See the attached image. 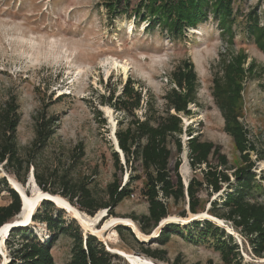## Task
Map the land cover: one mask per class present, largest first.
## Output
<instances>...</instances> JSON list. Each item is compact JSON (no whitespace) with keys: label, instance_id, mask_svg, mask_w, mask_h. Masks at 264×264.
<instances>
[{"label":"rangeland","instance_id":"obj_1","mask_svg":"<svg viewBox=\"0 0 264 264\" xmlns=\"http://www.w3.org/2000/svg\"><path fill=\"white\" fill-rule=\"evenodd\" d=\"M120 1L0 0V109L10 95L19 104V155L31 160L28 150L38 112L53 116L56 123L47 148L28 163L27 174L20 172L24 183L1 171L9 187L12 178L31 195L30 178L35 172L48 177L55 189H62L63 179H71L84 182L100 196L115 178H121L123 185L129 170L123 166L120 173L115 168L112 153L116 146L112 136L119 123L131 119V112L143 119L147 107L154 106L158 114L164 115L171 90L191 97L186 106L189 112L178 113L183 125L179 136L183 144L179 174L184 185L194 175L200 177L199 170L195 173L188 162L186 144L190 137L185 130L212 142L230 163L237 165L239 154L224 131L214 97L217 83L231 79L240 85L237 106L241 121L250 130L249 138L264 153V0H230L232 16L224 26L210 11L202 23L194 28L184 26L181 32L170 31L157 22L149 25L147 18L156 20L161 10L152 14L150 6L146 7L148 0ZM157 6L158 0L152 7ZM253 23L257 30L252 28ZM180 73L183 75L179 76ZM130 89L140 95L139 104L134 107L129 105L135 104L134 98H128ZM171 102L176 103L177 99L172 97ZM118 155L121 161V154ZM249 157L255 161L253 170L264 186V160L257 161L253 152ZM131 187L133 192L118 204L114 215L107 212L104 221L94 228L102 227L111 217L123 219L147 212L143 180L134 181ZM3 189L0 184V206L9 203ZM199 196L206 201L207 209L209 201L220 198V193L208 196L201 191ZM74 206L79 210L76 203ZM169 208V216L174 217L169 221L178 222L184 228V236L173 234L162 248L158 243L151 244L152 248L164 251L163 260L148 258L137 245L122 241L112 230L115 225L104 233L107 244L155 264H228L215 248L213 236L199 242L186 238L187 231H193L190 223L207 216L190 217L187 199L170 203ZM182 211L188 219H182ZM63 216L72 219L68 214ZM17 219L18 216L13 221ZM219 223L239 245L240 259L232 258L229 264H264V256L253 254L245 237L230 223ZM20 225L17 226L31 228L42 240L48 237L49 231L42 222ZM153 232L157 236L159 226ZM154 238L142 241L148 243ZM3 240L0 264L10 259ZM71 242L68 234L58 238L52 249L54 264H67Z\"/></svg>","mask_w":264,"mask_h":264},{"label":"trees","instance_id":"obj_2","mask_svg":"<svg viewBox=\"0 0 264 264\" xmlns=\"http://www.w3.org/2000/svg\"><path fill=\"white\" fill-rule=\"evenodd\" d=\"M155 1L148 0L146 7L150 6L152 14L161 10L156 20H151L150 16L144 19L149 20V25L157 22L174 32H181L184 26L194 28L206 20L207 12L210 11L219 19L221 26L225 21L230 22L232 16L230 0H158L156 9L152 7ZM118 2L120 4L122 1ZM256 26L255 23L252 24L254 30ZM181 75L183 73L179 74ZM176 83L181 86L178 79ZM239 91L240 85L233 79L217 83L214 89V97L224 121V131L232 138L239 154L240 163L237 165L230 163L227 156L212 142L192 135L190 129L185 130L190 137L186 144L188 162L193 171L199 170L200 174V177L194 175L185 187L179 174L180 156L183 152L179 136L183 133V125L178 113L189 112L186 106L191 97L188 98L186 93L171 90L167 94L168 102L164 115L158 114L154 106H148L143 119L131 112V119L125 124L119 123L115 136L124 157V164L121 163L117 152L112 153V158L120 173L123 172V166L129 170L123 185L121 178H115L106 185L103 196H100L98 191H93L84 182L63 179L62 189H55L48 177L45 178L36 172L35 181L43 192L60 195L73 206L76 203L80 211L93 217L100 209H106L108 215H114L118 204L133 192L131 184L143 180L147 212L126 218H130L137 229L147 235L160 226L157 236L146 243L139 240L125 224H117L112 230L117 232L122 241L137 245L141 248V253L154 260H163L164 251L152 248L151 244L158 243L161 246L159 248H162L173 234L184 236V228H181L178 222H160L170 215V203L174 205L186 199L191 213L199 214L205 211L212 217L230 223L245 237L253 254L264 256V186L253 170L255 161L249 157L253 152L257 161L264 160V153L258 149L254 140L249 138L250 130L241 121L242 113L237 106ZM128 92V98L135 99V104L129 105L137 106L140 95L133 89ZM172 97L177 99L176 103L171 102ZM20 118L19 104L16 98L10 95L0 109V184L9 197V203L0 206V227L13 222L21 209L18 193L7 185L1 171L24 183L25 178L20 177V172L27 174L28 163L47 148L56 130L54 117H47L44 112H38L34 119V138L28 150L31 160H24L19 155L16 137ZM262 179L264 180V177ZM201 191H206L208 196L220 193V198L209 201V207L206 209V201H202L199 196ZM55 207L52 201L43 200L32 216V221L42 222L49 231L45 240L29 227L15 226L9 229L3 240L10 255L6 264H54L52 249L63 234H68L72 240L67 264H129L120 255L106 250L105 244L95 235L86 232L83 235L80 224L73 218H64L63 214L66 213ZM180 216L185 217V212L182 211ZM190 226L193 231H187V239L199 242L211 235L215 248L225 263L229 264L232 258L240 259L239 245L224 225L204 217L203 220L192 221ZM236 264H240V261Z\"/></svg>","mask_w":264,"mask_h":264},{"label":"bare ground","instance_id":"obj_3","mask_svg":"<svg viewBox=\"0 0 264 264\" xmlns=\"http://www.w3.org/2000/svg\"><path fill=\"white\" fill-rule=\"evenodd\" d=\"M116 63H114V66ZM115 126V125H114ZM113 141H114V145L116 146V141H115V136H112ZM120 154L121 151L119 150V147L116 148ZM10 181V186L17 189L21 195L22 198V203H23V207L21 209L20 214L18 215V219L16 220V222L18 224H21L20 226H25L27 224H32V214L35 212V210L38 208L39 203H40V199H42L43 197L47 196L46 193L42 192L36 185V181H34V177L33 175L30 178V183H32L33 186V193L31 195L26 194L25 191L19 186V184L13 180L12 178H9ZM51 201H54V205L57 206L58 208L62 209L66 214H68L69 216H71L73 219H75L80 226L83 228L84 231L88 232L90 231L91 233L97 235V237H99L100 239L105 241V245L106 248L112 252H118L121 253L123 255H125L126 257H128V261L132 264H155L154 262L145 259V258H141L139 256H135V255H131L126 253L125 251L119 250L117 248L114 247H110L107 244V238L105 236V232L107 231V229L111 226L116 225V223H124L125 225H128L130 227H132V229L136 232L137 236L141 239V240H148L150 237V235L141 233L135 223L130 219V218H116V217H111L110 219L106 220V222L104 223V225L100 228H94V226H96V220L103 214L102 213V209L99 210V213L95 216H88L86 215L84 212L78 210L75 206H73L68 200H66L65 198L61 197L60 195H53L51 196ZM190 217L196 218L198 216H207V218L212 219L214 221H216L217 223L221 222L220 219H217L215 217H212L210 215H208L205 212L199 213V214H193L191 212H189ZM183 220L188 219V217L182 218ZM168 220H174V217L172 216H168L167 218H165L164 220H162L160 222V224L168 221ZM219 221V222H218ZM10 223H6L4 225H2L0 227V242L2 241V239H4V236L7 235V233H9V227H10ZM221 225H223L222 223H219ZM97 227V226H96ZM152 235H155V233L153 232ZM128 262V263H129Z\"/></svg>","mask_w":264,"mask_h":264},{"label":"water","instance_id":"obj_4","mask_svg":"<svg viewBox=\"0 0 264 264\" xmlns=\"http://www.w3.org/2000/svg\"><path fill=\"white\" fill-rule=\"evenodd\" d=\"M116 148H118V143H117V141H116V147H115V152H117V153H120ZM120 150V149H119ZM121 151V150H120ZM122 153V152H121ZM121 157H122V159H121V163L122 164H124V157H123V154H121ZM187 186V184L185 185V187ZM13 190H16V192L19 194V197H20V200H21V209H22V207H23V203H22V198H21V195H20V193H19V191L17 190V189H13ZM46 194H47V196H45V197H43L42 199H44V200H50L51 201V199H49V198H51V196H53V195H51V194H49V193H47V192H45ZM52 202H54V201H52ZM21 209H20V212H21ZM104 211L106 210V209H103ZM20 212L16 215V216H18L19 214H20ZM97 215V213L93 216V217H95ZM107 215V210L96 220V225H98V224H100L102 221H104L103 219L105 218V216ZM15 216V217H16ZM116 224H124V223H116ZM18 225V223H16L15 221H13L11 224H10V227H9V229L10 228H12V227H15V226H17ZM126 226H128V225H126ZM128 227H130V226H128ZM131 229H132V227H130ZM159 230H160V226H159ZM132 231H133V233L136 235V237L139 239V240H141L138 236H137V234H136V232L132 229ZM95 236H97V235H95ZM154 236L155 235H152V234H150V237H148L149 239H151V238H154ZM99 240H101L102 242H103V244H105V241L104 240H102V239H100L99 237H97ZM106 250H108L107 248H106ZM108 251H110V250H108ZM110 252H112V251H110ZM114 253H116V254H118V255H120L121 257H123L127 262H129L128 260V257H126L125 255H123V254H121V253H118V252H114ZM129 264H132V263H130L129 262Z\"/></svg>","mask_w":264,"mask_h":264}]
</instances>
